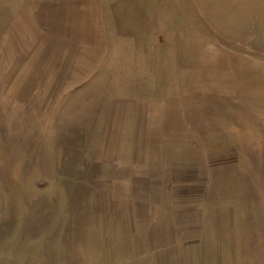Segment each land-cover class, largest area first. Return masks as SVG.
I'll return each mask as SVG.
<instances>
[{"label":"rangeland","instance_id":"1","mask_svg":"<svg viewBox=\"0 0 264 264\" xmlns=\"http://www.w3.org/2000/svg\"><path fill=\"white\" fill-rule=\"evenodd\" d=\"M176 261L264 264V0H0V264Z\"/></svg>","mask_w":264,"mask_h":264},{"label":"crops","instance_id":"2","mask_svg":"<svg viewBox=\"0 0 264 264\" xmlns=\"http://www.w3.org/2000/svg\"><path fill=\"white\" fill-rule=\"evenodd\" d=\"M139 217V220L140 221H148L147 223H149V220H152V218H154L153 216H138ZM168 216H165L164 218H163V216H161L160 218H159V221H161V222H165L166 223V225H169V223H168V219H166ZM171 217V216H170ZM175 219L174 220H172V222L174 223L173 224V228L171 229V230H174V232L176 231V232H178V234H177V236L175 235V234H172V235H170V237H168L167 236V234H165V232H163V231H157L156 233H154V231H152L151 229H150V227H151V225L149 224L148 226H147V228H145V227H143L142 229H144L143 230V237H142V239L138 242L139 243V246H141V245H143V246H145L146 247V249L148 250L150 247H155V246H157L158 247V245H160L162 242H166V244L164 245V246H166V245H168V243H169V245H173L176 241V243L174 244V245H178L179 243L181 244V246L183 245V242H182V240H181V236H182V234L184 233V227L182 226V225H180V224H182V223H187L188 221H187V218H184V216H173ZM190 218H192V217H190ZM163 219V220H162ZM193 221V220H192ZM171 222V223H172ZM147 223H144V224H147ZM146 229H149V234H147V233H145V231H147ZM157 229H158V227H157ZM173 232V233H174ZM180 232H182L181 234H180ZM187 233V232H186ZM136 238L138 239H140L141 238V235H140V232H138L137 233V236H136ZM170 238L172 239V241L171 242H168L169 240H170ZM184 244L185 245H187V244H190L188 241H184ZM142 246V247H143ZM167 253V252H166ZM181 253H182V251H181ZM172 254H173V252H172ZM179 252H175V258H176V260L177 259H179V257H181V260H182V262H183V255L182 254H180ZM31 257H33V255L32 254H30V258ZM50 261V260H49ZM181 262V263H182ZM180 263V264H181ZM50 264V263H49ZM167 264V263H166ZM174 264H179V263H177V261L174 263Z\"/></svg>","mask_w":264,"mask_h":264}]
</instances>
